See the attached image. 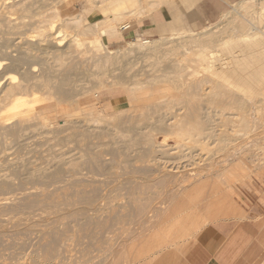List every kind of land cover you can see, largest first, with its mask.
I'll use <instances>...</instances> for the list:
<instances>
[{"label": "rangeland", "instance_id": "1", "mask_svg": "<svg viewBox=\"0 0 264 264\" xmlns=\"http://www.w3.org/2000/svg\"><path fill=\"white\" fill-rule=\"evenodd\" d=\"M40 1L34 0L32 10L25 14L31 13L29 16L35 17L26 20L29 25L22 31L25 42L34 45L32 53L37 52V56L27 58L30 65L25 67L31 68V74L37 72L35 75L42 77L39 73L46 76L59 73L71 60L64 63L52 59L54 55L50 56L52 53L41 41L43 38L36 33L37 25L54 6L60 5L62 13L74 14L87 4L85 0ZM216 1L192 0L187 5L177 1L174 9L163 8L140 20H133L135 27L143 20L142 37L125 31L119 41L106 40L108 50H121L124 55L117 56L113 64L102 69L105 82L118 79L125 83L130 80L145 82L149 79L146 82L150 84L151 81L150 86L145 84L136 96H131L133 99L141 97L133 101V106L137 107L134 111L122 113L116 121L107 118L102 123L88 122L89 126L83 119L71 121L69 114H58L52 117L55 124L50 126H37L39 122L33 120L35 127L27 126L15 136L6 135L11 134L10 130L0 132L5 133L0 138V264H199L197 235L207 226L225 231L231 250L229 264H264V167H261L264 166V146H261L264 143V104L258 103L248 111L255 128L247 138L237 141L239 145L235 152L228 149V144L225 149L217 145L219 135L234 130L228 120L223 121V117L232 112L208 108L206 104L198 112V116L205 119V128L212 132L207 131L212 137L208 133L201 139L204 149L177 143L174 132L167 134L171 130L169 125L165 126L167 132L160 129L162 135L165 131V136L155 126L159 120L169 118L170 112L181 114L183 109L179 111L180 105L166 103L165 94H173L170 84L153 85L151 80L166 68L169 64L166 60L171 57L161 56L154 60L144 57L143 51L132 54L125 51V43L132 39L145 41L167 37L168 28L162 15L166 21H172V15L179 18L175 24L177 28L190 29L197 35L206 23L220 25L221 13L234 12L242 0H224L219 15L214 5ZM94 15L99 16L97 12ZM56 23L57 26L59 22ZM65 36L62 37L63 46L72 40V36ZM42 48L46 49L41 51ZM39 52L44 56L47 54L46 57ZM100 54L104 57L106 52ZM89 55L85 54L80 61V58H74L72 62L85 65ZM216 55L220 56L219 53ZM222 59L221 63H230L225 57ZM64 68L73 74V79L76 78V87L81 86L79 90L75 87L73 94L94 87V78L85 77L80 71H71L67 65ZM157 68L162 70L156 73ZM202 86L206 90L204 93H209L211 85L203 83ZM42 93L39 92V96ZM129 93L118 89L101 94L99 98L79 96L80 104L86 107L98 102L103 112L110 114L113 108H129ZM160 93L163 98L157 99ZM69 101L72 99H66ZM55 106L54 100L41 101L36 108L41 111ZM174 108L178 111L174 112ZM33 121L30 124H34ZM120 123L119 128L113 126ZM145 135L154 140L147 142ZM186 177L190 180L177 184ZM197 184L201 187L190 193L188 190ZM176 185L178 188L182 185L184 191L181 187L177 191Z\"/></svg>", "mask_w": 264, "mask_h": 264}, {"label": "bare ground", "instance_id": "2", "mask_svg": "<svg viewBox=\"0 0 264 264\" xmlns=\"http://www.w3.org/2000/svg\"><path fill=\"white\" fill-rule=\"evenodd\" d=\"M33 1L34 0H0V60L8 61L7 64L5 61V64L1 63L0 61V132L10 130L11 134L8 133L6 134L7 136H12V134L15 136L23 129L26 130L28 127H35V120L39 122L36 124L40 127L55 124V122L53 123L52 117L55 118V116L58 114H69L71 121H74L75 119H83L85 121L84 123L87 122L88 125V122H90L89 124L97 122L99 123L101 121H105L107 118L116 121V119H118L122 113L134 111L137 107L133 106V101L141 97L135 99L132 97L136 96L137 92L142 88V86L147 84L149 79L146 80L147 82H141L140 80L137 81L134 79L133 82L128 80L130 83L128 81V83H125L120 79L115 80V82H105L104 72L102 69L113 64V61H116L118 58L117 56L121 58L120 55H124L123 51L121 52V50H108L106 40L117 39L119 41L125 31L135 33L136 27L133 26V20L145 18L146 16L152 14L153 11H159L163 8H167L168 10L174 9L177 1L183 5H187L192 2V0H85L87 7L77 11L74 14L62 13L60 5L54 6L50 10V13L43 18L42 22H40L41 24L39 23L40 25H37L38 27L36 29V33L39 35L38 37L43 38L41 41L43 43L45 42V45L48 47L47 49L50 51L49 53H52L50 56L54 55L52 59H56L57 61L64 63L71 60L70 63L73 64L74 58H80L78 59L80 61L84 58L83 56H85V54H90V57L88 56L89 61L86 60V63L81 61L85 65L79 66V64H73L71 66L69 65L70 63L66 64L68 68L71 69V71H80V73L85 75V77H92L95 79V84L92 89L89 91H84L86 93H82L81 90V93L79 92L80 95L75 96L76 93L79 94L78 92L73 94L74 88L78 86L76 85L77 80H75L76 78L73 79V74L70 73L68 69L64 68L66 65L64 66L62 64L64 69L62 68L59 73H53L51 76H46V74L39 73L42 74V77H39L40 75L36 76L38 75L36 74L37 72L35 73L36 75L31 74V68L25 67L29 64V62H26L27 58L37 53H32V51H35V48H33L34 45L29 42H25L26 37H24L25 34H23L22 31L26 26L28 27L29 25V21L26 20L35 17L32 15L29 16L31 13H29L28 16H25L26 13L32 10L31 8H33ZM222 1L225 2L224 0ZM96 12L99 15L98 18H96L94 15ZM221 14L222 16L221 22L219 23L220 25L212 26L206 24L204 25L202 32H200V34L198 33L197 35L193 34V31L190 32L183 28H177L175 24L180 21L179 18L172 15V21H166L164 15H162L168 28L167 31L169 34L167 37L159 38L158 40L145 41L132 39L131 42L125 43V51L130 52L131 54L133 52L135 53L143 51L144 57H152L154 60L155 58L158 60L157 58L161 56H164L161 58L171 57L169 59L167 58L168 60L166 61L167 63L169 61V64L166 65L165 69L160 65L158 66L164 69L159 75L154 77L149 75L152 77V79L151 77L149 78L153 81L152 84L160 83L171 85L173 88V94H165L166 96L164 98H167L166 103L170 105H180V108H177H179V111L183 109V113L179 114V112H177L178 114H176L170 112L171 116H169L167 119L164 117L166 120H159L156 126L154 125L155 127H158L159 130L161 128L165 129L167 132V128L165 126L169 125V128L172 131L170 130V132L167 134L174 132L173 134L177 143L199 146L200 148L204 149L201 139L204 138V135L209 133L207 132L209 129L207 130L205 125H203L205 119H201V115L198 116V112L203 109L201 106L206 104L209 106L208 108L214 107L222 111H226L227 113L232 112L229 115L227 114L225 117L222 115V117L223 121H229L231 127L234 128V130H231L226 134L224 133V135L218 134L221 137H218V142L217 140L215 141L217 142V145H222L221 148L223 149H225L224 146H226V144L230 145L228 149H232L235 152L239 145L236 143H238L242 138H247L248 135L253 133L255 128V123L253 124L251 121L253 118L250 117V112L248 113V111L252 110L253 106L256 107L258 103L264 104V0H242L238 4L237 8L234 9V12L232 11L231 13L230 11H225ZM40 18L42 19V17ZM91 19L93 20L86 24ZM56 21L59 22L57 26ZM37 22L39 21L37 20ZM161 26L162 23L158 27L160 28ZM63 35L70 37L72 36L70 43L68 42L69 44L64 46L62 43ZM34 42L36 43V41ZM36 49L37 51L39 50L38 48ZM44 49L42 48L41 51ZM47 51L45 50V52ZM45 52L44 54H46ZM101 52H106V54L103 55L104 57H102L100 54ZM13 53H17V56L12 55ZM41 53L42 56H44L43 52ZM41 53L39 52L40 55ZM214 53H219L220 56ZM39 54L38 57H41ZM46 55L44 57H46ZM222 57H225V59H227L230 63H221L223 60ZM161 58L159 59L160 64L162 62ZM39 60L38 62H40ZM48 60L50 61L51 57ZM54 60L52 62H54ZM35 61L36 60H34V62ZM81 62L79 63L81 64ZM44 65L45 64H43V66ZM57 66L58 64L56 65V68H58ZM162 68H157L156 73L162 70ZM49 69L52 70V67H49ZM49 69L46 68L45 70L49 72ZM51 72L49 74H51ZM102 72L103 76H101ZM203 83H209L211 85L209 93H204L206 90L204 91L202 88ZM150 84L148 83L147 85L150 86ZM76 88L79 90L81 86ZM118 89L130 91L127 101L129 108L126 110L113 108L111 113L107 114L104 113L103 110L98 106V102H94L92 105H87L86 107H82L80 104L79 96H85V98L90 99L89 95H93L94 97L99 98L98 96L101 94H110ZM40 90L44 93H42ZM39 92L42 93L40 96H44V98L39 96ZM161 94L162 93L159 94L157 99L163 98L160 97ZM68 98H71L72 101L66 102V99ZM53 100L56 102L55 107L37 111L36 106L39 105L41 101L52 102ZM260 105L262 106V104ZM171 108L173 109V107ZM158 110L162 109L159 108ZM175 110L178 111L174 108V112ZM245 112H247L246 115H244ZM203 113L205 114V112ZM253 115L251 113V116ZM230 117L239 119L230 120L232 119ZM67 119L65 121H67ZM31 121H33L34 124H30ZM169 121L170 124H168ZM107 122L109 123V121ZM75 124H77V121ZM120 125L121 123L114 124L113 126L115 128H119ZM156 129L155 131L154 128L152 130L156 132L158 131V129ZM209 131L212 133L211 130ZM158 132H161V130ZM164 132L163 135H166ZM160 134L162 135V132ZM4 135L5 133H0V138ZM75 135L77 134L75 133ZM7 136H5V138ZM210 136L212 137V134ZM144 139L147 142L154 140L151 139L150 135H145ZM261 146H264V143ZM215 148L217 149V147ZM217 152L220 151L218 150ZM255 155L258 156V154ZM228 159L225 161H228ZM260 160L262 161L263 159ZM260 160H258V162ZM263 161L262 165H264ZM258 165L260 164L258 163ZM191 177L193 178V176ZM185 179L184 181L179 180L177 184L179 185L185 183L187 180H190V177H186ZM193 180L194 179H192V182H194ZM195 181L199 182L197 179ZM173 185H175V183H173ZM173 185L172 187H174ZM178 185H176L177 187L175 186L176 190ZM185 185H189V183H186ZM181 186L182 185H180V187ZM180 187L178 189H180ZM181 190H183L182 187Z\"/></svg>", "mask_w": 264, "mask_h": 264}, {"label": "crops", "instance_id": "3", "mask_svg": "<svg viewBox=\"0 0 264 264\" xmlns=\"http://www.w3.org/2000/svg\"><path fill=\"white\" fill-rule=\"evenodd\" d=\"M222 0H217L214 5L215 9L218 12V15L223 10ZM142 21L139 22L135 29V36L139 38L142 37L140 33V28L143 27ZM207 22V21H206ZM207 24V23H206ZM205 24V25H206ZM187 31L192 32L190 29H185ZM201 186L197 184L193 186L190 190V193L196 191ZM188 192V193H189ZM204 223L206 222L205 218L203 217ZM202 228V227H201ZM197 249H198V259L199 264H229L230 263V244L228 243L227 236L225 231L222 228L214 227V226H207L202 229L199 234L197 235ZM264 262V260H263Z\"/></svg>", "mask_w": 264, "mask_h": 264}]
</instances>
